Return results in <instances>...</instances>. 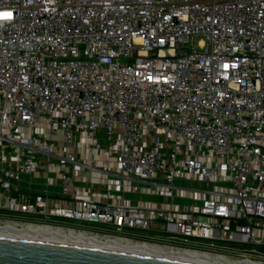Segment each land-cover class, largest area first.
<instances>
[{
	"label": "built area",
	"instance_id": "obj_1",
	"mask_svg": "<svg viewBox=\"0 0 264 264\" xmlns=\"http://www.w3.org/2000/svg\"><path fill=\"white\" fill-rule=\"evenodd\" d=\"M0 13V227L264 264V0Z\"/></svg>",
	"mask_w": 264,
	"mask_h": 264
},
{
	"label": "water",
	"instance_id": "obj_2",
	"mask_svg": "<svg viewBox=\"0 0 264 264\" xmlns=\"http://www.w3.org/2000/svg\"><path fill=\"white\" fill-rule=\"evenodd\" d=\"M0 264H194L45 240L0 234Z\"/></svg>",
	"mask_w": 264,
	"mask_h": 264
},
{
	"label": "bare ground",
	"instance_id": "obj_3",
	"mask_svg": "<svg viewBox=\"0 0 264 264\" xmlns=\"http://www.w3.org/2000/svg\"><path fill=\"white\" fill-rule=\"evenodd\" d=\"M0 234L10 237L29 238L37 240H45L57 243H66L77 246L93 247L106 249L111 251H120L127 253H135L140 255L175 259L191 262L194 264H256L251 262H236L225 257L205 254L195 251L171 250L166 248H157L151 245L134 244L130 241L122 239H98L96 237H88L85 235H61L59 233L40 234L31 230H17L12 227H0Z\"/></svg>",
	"mask_w": 264,
	"mask_h": 264
},
{
	"label": "rangeland",
	"instance_id": "obj_4",
	"mask_svg": "<svg viewBox=\"0 0 264 264\" xmlns=\"http://www.w3.org/2000/svg\"><path fill=\"white\" fill-rule=\"evenodd\" d=\"M205 37L204 36H200L199 38H196L195 42H194V47H197V43H198V39H204ZM177 237V239H181V240H186L185 238L183 237H180L178 235H175ZM203 244H208V245H212V246H219V245H222L223 243L222 242H218V241H201Z\"/></svg>",
	"mask_w": 264,
	"mask_h": 264
},
{
	"label": "snow or ice",
	"instance_id": "obj_5",
	"mask_svg": "<svg viewBox=\"0 0 264 264\" xmlns=\"http://www.w3.org/2000/svg\"><path fill=\"white\" fill-rule=\"evenodd\" d=\"M3 16H7V17H11V13H0V17H3Z\"/></svg>",
	"mask_w": 264,
	"mask_h": 264
}]
</instances>
